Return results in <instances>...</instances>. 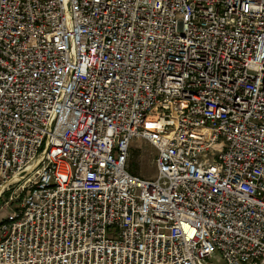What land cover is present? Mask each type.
<instances>
[{
  "label": "built area",
  "instance_id": "2783aa9c",
  "mask_svg": "<svg viewBox=\"0 0 264 264\" xmlns=\"http://www.w3.org/2000/svg\"><path fill=\"white\" fill-rule=\"evenodd\" d=\"M1 196L0 264H264V0H0Z\"/></svg>",
  "mask_w": 264,
  "mask_h": 264
},
{
  "label": "rangeland",
  "instance_id": "374dc122",
  "mask_svg": "<svg viewBox=\"0 0 264 264\" xmlns=\"http://www.w3.org/2000/svg\"><path fill=\"white\" fill-rule=\"evenodd\" d=\"M129 154L134 155L133 164L136 170V174L144 178H152L155 173V167L153 159L155 157V150L146 142L135 140L129 150ZM132 159H130V162ZM5 197H0V220L4 217L5 212H2V205ZM216 264H223L222 262H216Z\"/></svg>",
  "mask_w": 264,
  "mask_h": 264
},
{
  "label": "trees",
  "instance_id": "16d2710c",
  "mask_svg": "<svg viewBox=\"0 0 264 264\" xmlns=\"http://www.w3.org/2000/svg\"><path fill=\"white\" fill-rule=\"evenodd\" d=\"M130 159H132V161H131L130 164H129V169H128V170H129V172H130L131 174H133V175H137V174H136L135 167H134V164H133L134 155L131 154Z\"/></svg>",
  "mask_w": 264,
  "mask_h": 264
},
{
  "label": "crops",
  "instance_id": "0c3cea01",
  "mask_svg": "<svg viewBox=\"0 0 264 264\" xmlns=\"http://www.w3.org/2000/svg\"><path fill=\"white\" fill-rule=\"evenodd\" d=\"M2 212H5V213H6V211H5V210H3Z\"/></svg>",
  "mask_w": 264,
  "mask_h": 264
}]
</instances>
